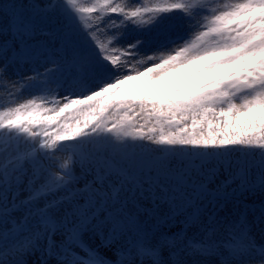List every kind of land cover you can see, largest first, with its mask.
Returning <instances> with one entry per match:
<instances>
[{"label":"snow or ice","instance_id":"snow-or-ice-1","mask_svg":"<svg viewBox=\"0 0 264 264\" xmlns=\"http://www.w3.org/2000/svg\"><path fill=\"white\" fill-rule=\"evenodd\" d=\"M0 88V264H264V0H0Z\"/></svg>","mask_w":264,"mask_h":264},{"label":"rangeland","instance_id":"rangeland-1","mask_svg":"<svg viewBox=\"0 0 264 264\" xmlns=\"http://www.w3.org/2000/svg\"><path fill=\"white\" fill-rule=\"evenodd\" d=\"M116 2L129 4L130 7L135 6H147L153 7L157 3L163 2V0H141V5H136L134 3H130V0H116ZM168 3H187L188 0H167ZM80 3L84 6H91L92 3H95V0H80ZM179 17V13L176 14L175 18ZM147 19V17H145ZM104 39V37H101ZM143 91V89H141ZM14 95H9L8 91L4 88H0V111H3L5 108L15 107L17 104L22 103L23 99H32L34 98L31 93L28 91L23 92L22 94L18 93L16 90H13Z\"/></svg>","mask_w":264,"mask_h":264},{"label":"bare ground","instance_id":"bare-ground-1","mask_svg":"<svg viewBox=\"0 0 264 264\" xmlns=\"http://www.w3.org/2000/svg\"><path fill=\"white\" fill-rule=\"evenodd\" d=\"M27 100H28V99H23V100H22V103L26 102Z\"/></svg>","mask_w":264,"mask_h":264}]
</instances>
